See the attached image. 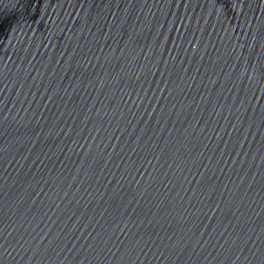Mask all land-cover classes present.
<instances>
[{
    "label": "water",
    "instance_id": "1",
    "mask_svg": "<svg viewBox=\"0 0 264 264\" xmlns=\"http://www.w3.org/2000/svg\"><path fill=\"white\" fill-rule=\"evenodd\" d=\"M0 264H264V0H0Z\"/></svg>",
    "mask_w": 264,
    "mask_h": 264
}]
</instances>
